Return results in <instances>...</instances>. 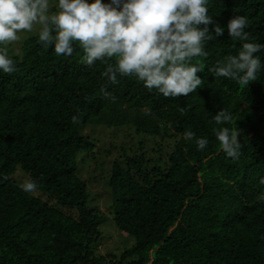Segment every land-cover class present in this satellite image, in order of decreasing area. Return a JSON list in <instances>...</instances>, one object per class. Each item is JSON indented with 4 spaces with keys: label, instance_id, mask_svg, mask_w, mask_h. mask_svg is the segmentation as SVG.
<instances>
[{
    "label": "trees",
    "instance_id": "obj_1",
    "mask_svg": "<svg viewBox=\"0 0 264 264\" xmlns=\"http://www.w3.org/2000/svg\"><path fill=\"white\" fill-rule=\"evenodd\" d=\"M208 7L221 26L247 15V30L264 43V0H209ZM39 29L3 46L16 71L0 72V264H149L153 251L155 264H264V72L248 88L207 72L243 41L225 28L206 42L208 56L193 61L205 66L203 88L172 99L132 76L110 84L106 65L86 66L78 46L71 57L57 56L41 45ZM221 108L232 124L215 122ZM225 126L239 131V159L215 138ZM96 129L131 141L121 142L106 174L115 224L135 238L121 255L97 253L106 214L90 206L79 174L78 156L97 149ZM187 131L208 146L198 151L183 138ZM164 140L165 160L143 149L151 141L161 154ZM18 170L37 190H21Z\"/></svg>",
    "mask_w": 264,
    "mask_h": 264
},
{
    "label": "clouds",
    "instance_id": "obj_2",
    "mask_svg": "<svg viewBox=\"0 0 264 264\" xmlns=\"http://www.w3.org/2000/svg\"><path fill=\"white\" fill-rule=\"evenodd\" d=\"M208 5L209 0H0V72L16 71L3 46L39 25L43 47L71 57L78 46L86 66L106 65L102 75L112 85L132 76L165 98L187 97L204 83L198 73H204L205 66L193 61L207 57L206 42L223 36L226 28L230 39L243 43L236 54L217 61L207 72L248 88L264 72V43L255 42L247 30V15L234 14L221 26ZM104 96L117 99L107 88ZM213 118L218 125L234 122L233 114L222 108ZM238 137L239 131L227 126L215 131L222 151L233 159L242 151ZM183 138L194 141L198 151L208 146L207 139L192 131ZM20 188L31 193L38 184L29 179ZM149 255V264H155V252Z\"/></svg>",
    "mask_w": 264,
    "mask_h": 264
},
{
    "label": "rangeland",
    "instance_id": "obj_3",
    "mask_svg": "<svg viewBox=\"0 0 264 264\" xmlns=\"http://www.w3.org/2000/svg\"><path fill=\"white\" fill-rule=\"evenodd\" d=\"M39 28L40 26L37 25ZM36 29V27H35ZM20 32L19 39L15 42H12L8 45L16 46L18 42L22 41L23 36L27 33ZM16 49L18 47H15ZM88 133L90 134V129L88 128ZM95 136L98 137L97 149H95L94 154L92 153H81L78 156V166L80 176L87 182L88 188L90 191V206L102 210L106 214V220L101 224V239L100 245L97 246L98 254H116L121 255V253L132 247L135 244V238L132 235H129L127 232H124L117 228L115 224V210L113 209V199L110 193L109 184H107L106 174H108L110 168L113 165V162L116 158L119 157L120 153V144L121 142H126L127 145L131 144L128 138L125 139L126 135L124 132H119L118 135L121 140L118 138H113L112 136L105 133L101 129L95 130ZM94 135V134H93ZM170 147L173 145V138H168ZM168 140H164L165 145L168 146ZM161 140L158 139V142ZM156 142V141H155ZM155 146V143L147 141V144L144 145L145 150H147L152 156L155 157L162 156L167 159L169 146L164 148L163 152L157 153L152 151V147ZM111 149V154L107 151ZM137 152L138 149L133 148ZM141 151H139L140 153ZM128 154H133V151L128 150ZM124 159V158H121ZM101 169L103 172H101ZM17 181L23 183L28 180L27 174L18 170L15 174Z\"/></svg>",
    "mask_w": 264,
    "mask_h": 264
}]
</instances>
